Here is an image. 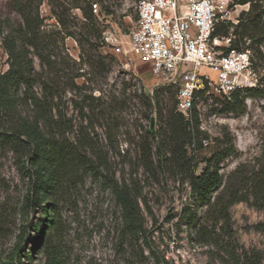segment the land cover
<instances>
[{"label":"rangeland","instance_id":"374dc122","mask_svg":"<svg viewBox=\"0 0 264 264\" xmlns=\"http://www.w3.org/2000/svg\"><path fill=\"white\" fill-rule=\"evenodd\" d=\"M97 1L102 11L98 19L101 29L125 35L134 28L138 20L135 0ZM249 9V5L232 4L224 22L237 25L241 13ZM40 14L43 30L50 34L61 30L47 0ZM70 14L79 23L84 21L79 9ZM21 22L12 0H0V32L6 35ZM70 31L80 34L76 28ZM52 35L56 42V35ZM53 47L55 70L43 69L30 55L36 70L33 91L42 99V84L51 85L59 95L55 102L59 110L25 100L20 111L27 121L40 122L45 131L50 129L75 144L83 139L87 143L80 158L67 169L62 190L54 200L63 228L61 245L57 246L63 264H253L249 259L253 253H258L260 264H264V209L256 206L252 193L254 179L264 171V94L244 95L247 110L243 115L222 113L215 91L197 105L201 130L209 138L200 161L210 159L221 143L235 151L220 165L223 183L211 203L218 200L227 205L233 199L249 198V202L229 206L226 222L218 207L198 201L185 175L159 162L155 149L151 162L143 161V145L152 144L148 132L159 125L155 114L154 123H150L148 99L160 90L166 102L171 94L177 101L179 84L156 76L153 66L134 54L117 56L104 46L93 51L112 62L111 71L105 74L81 65V49L73 37L65 40L63 48ZM125 49L129 50L126 44ZM249 50L257 81L253 88L264 93V42ZM7 60L0 34V76L9 69ZM202 72L217 80L215 73ZM88 97H93V102L85 103ZM6 126L7 120L0 118V132ZM204 167L200 164L197 174ZM28 191L27 174L17 167L15 155L0 148V256L7 260L22 251L24 264H49L45 247L34 250L32 243L38 238L33 225L41 223L43 213L36 208L24 216ZM123 195L131 206L130 227ZM202 225L216 237L215 242H206L210 240L199 232ZM225 248L235 251V258Z\"/></svg>","mask_w":264,"mask_h":264},{"label":"trees","instance_id":"16d2710c","mask_svg":"<svg viewBox=\"0 0 264 264\" xmlns=\"http://www.w3.org/2000/svg\"><path fill=\"white\" fill-rule=\"evenodd\" d=\"M52 14L56 17L61 30L48 33L43 30L44 19L40 14V8L44 0H12L14 11L20 16L22 22L10 29L4 35L3 48L7 53L9 69L0 76V118L7 120L8 126L0 132V148L10 150L16 158V164L22 173L27 174L29 191L23 204L24 216L28 211L39 208L43 213L41 223L33 225L37 237L32 240L34 250L45 247L50 256L49 264H63L62 256L57 252V246L61 245L63 228L59 221L55 195L62 190L63 182L67 178V169L72 166L74 160L81 156V149L85 150L87 143L85 139L72 143L67 137L54 134L50 129H42L40 122L27 121L21 111L20 105L23 101L30 100L34 105L45 104L49 108L59 110L55 103L59 95L48 83L42 84V99L35 95L33 88L36 80L34 55L43 69L55 70L57 62L54 59V47L63 48L67 38L73 37L80 49L81 65L96 68L107 74L111 71V63H107L108 57L95 54L98 48L104 46L103 32L98 19L92 12V3L97 0H47ZM235 6L249 5V11L241 13L239 23L222 22L217 24L213 38H227L232 33L234 39L230 48L224 49L226 54L232 51L249 50L254 45L264 42V0H234ZM79 9L84 19L79 23L76 17L70 14L72 10ZM107 14H111L108 10ZM71 28L80 30V34L72 33ZM52 34L56 35L52 41ZM251 42L249 45L248 42ZM61 44V46H60ZM83 75L77 76L80 78ZM171 86L167 91L171 93ZM209 92L208 86L205 90L196 93L188 116L177 110V101L173 94L166 102L156 90L153 97L148 99L151 112L149 117L151 125L154 123L153 115L157 116L159 125L157 129L149 130V138L152 144L143 145V161L148 164L153 159V150L160 163L166 162L172 169L185 175V181L191 188L198 201L209 204L210 208L218 207V213L229 221V206L235 202H249L248 197L233 199L227 205L220 204L216 200L211 203L214 193L222 186L223 176L220 165L235 154L231 146L221 143V149L216 151L210 159L200 161L199 155L203 151L205 143L209 140L206 133L201 130L200 113L197 105ZM246 94H264L261 89L246 88L238 89L232 93L230 98H220L217 102L222 106L224 114L246 113ZM93 97H88L85 103L93 102ZM40 103V104H39ZM60 113V111H58ZM61 114V113H60ZM62 118V116H61ZM53 120V119H52ZM226 146V147H225ZM200 164L205 167L200 174L197 171ZM252 193L258 208L264 209V171L256 176L252 184ZM122 203L128 212L125 216L131 225L130 202L123 195ZM195 224V219L190 221ZM264 229V225H262ZM209 228L202 225L199 232L207 240L216 241ZM219 245L220 243H206ZM233 259L235 251L224 249ZM22 251L14 253L12 257L3 260L0 256V264H24ZM247 257V255H246ZM30 260V256H27ZM235 258V257H234ZM251 263L260 264L261 256L253 253Z\"/></svg>","mask_w":264,"mask_h":264},{"label":"built area","instance_id":"2783aa9c","mask_svg":"<svg viewBox=\"0 0 264 264\" xmlns=\"http://www.w3.org/2000/svg\"><path fill=\"white\" fill-rule=\"evenodd\" d=\"M138 20L128 33L103 32L104 47L117 56L134 54L169 84H179L177 110L188 116L197 92L215 91L230 98L238 89L257 86L250 50L232 51L235 38H213L234 0H135ZM92 12L101 19L98 3ZM125 44L129 50L125 49ZM223 46V47H222ZM208 70L217 80L203 73Z\"/></svg>","mask_w":264,"mask_h":264}]
</instances>
